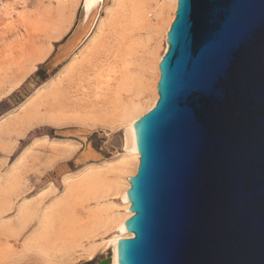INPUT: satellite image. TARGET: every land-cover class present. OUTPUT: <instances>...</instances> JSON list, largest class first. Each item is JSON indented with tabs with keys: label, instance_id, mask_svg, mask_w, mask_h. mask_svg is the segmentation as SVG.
<instances>
[{
	"label": "water",
	"instance_id": "water-1",
	"mask_svg": "<svg viewBox=\"0 0 264 264\" xmlns=\"http://www.w3.org/2000/svg\"><path fill=\"white\" fill-rule=\"evenodd\" d=\"M166 33L118 264H264V0H177Z\"/></svg>",
	"mask_w": 264,
	"mask_h": 264
},
{
	"label": "rangeland",
	"instance_id": "rangeland-1",
	"mask_svg": "<svg viewBox=\"0 0 264 264\" xmlns=\"http://www.w3.org/2000/svg\"><path fill=\"white\" fill-rule=\"evenodd\" d=\"M3 2L10 9L0 15V264H97L110 255L108 248L98 249L88 259L80 249L63 245L67 204L54 211L44 232L38 230L39 215L60 200L68 180L90 169L108 171V165L116 163L123 152L122 130L109 112L98 111L94 105L95 71L103 69L101 85L110 77L104 68L114 64L115 58L108 55L118 53L121 45L122 29L112 24L111 16L127 26V40L139 39L137 60H132L130 70L136 79L148 82L141 96H134V84L121 93L122 100L152 95L154 71L141 59L155 47L163 56L164 37L122 20L117 0H24L22 7L15 0ZM22 9L23 20L17 17ZM100 19L106 25L99 45L90 51L88 41ZM54 28L62 32L57 38L50 37L59 33ZM71 60L75 62L69 68ZM67 96L85 104L67 108ZM104 176L111 178L113 173ZM103 199L122 210L119 194ZM94 203L90 200L84 205L88 208ZM24 206L29 212L20 211ZM111 232L98 230L94 243L101 246Z\"/></svg>",
	"mask_w": 264,
	"mask_h": 264
},
{
	"label": "bare ground",
	"instance_id": "bare-ground-1",
	"mask_svg": "<svg viewBox=\"0 0 264 264\" xmlns=\"http://www.w3.org/2000/svg\"><path fill=\"white\" fill-rule=\"evenodd\" d=\"M15 1L22 7L24 0ZM6 3L7 2L4 3L0 0V15L9 13L8 10L10 9V5ZM76 3L77 1H75V4ZM116 5L122 20H127L128 23L133 24L134 27H146L150 29L155 36L156 34H162L164 37V46L162 50L163 53L166 52L168 46L166 42V32L174 18L177 0H120L119 2L117 0ZM106 11L109 13V8H107ZM17 17L22 20L25 19V10L22 9L18 11ZM111 17L112 24L116 28L119 27L120 30L122 29V34L120 35L121 45H119L118 53L112 54L111 52L110 55H108V57L113 56L115 58L113 61L114 64L111 67L104 68L105 71L109 73L110 77L108 76L106 79L102 80L103 82L101 85L98 84L102 78L103 69L98 68L95 71L93 77L96 80L94 86V93L96 95V97H94V105H98V111L104 113L109 112L112 121L116 122L118 125L117 127L122 130L121 148L123 152L116 163L108 165V171L113 173L111 178L104 176V173L108 171L104 172L90 169L80 177L68 180L64 184L60 200L58 199V201L52 202L40 212L38 230H42L43 232L48 230L54 211L63 204H67L69 216L66 227H64L65 230L62 237L63 245L68 246V244H71L75 251L80 249L88 259H91L98 249L108 248L110 250V260L108 264H118V241L121 238H131L133 236L132 233L126 231L123 224L132 215V212L127 210L130 206V202L127 201L126 191L129 187V177L135 174L139 162V154L132 151V124H134L140 116L153 108L158 99L156 85L159 78L158 64L162 54L158 55V50L155 47L143 53L141 59V62L144 61L143 65L146 66L147 69L154 71V76H152L151 80L152 95L144 100H136L133 98L127 101L122 100L123 98L120 97L121 93L130 90V86L134 84H136L137 88V92L134 96H141L144 89H148V82H146V80L144 82V80L136 79L135 76L131 74L130 70V66L134 64L132 60H137V50H135V48L137 47L139 39L137 38L138 40L135 39L134 41L127 40L124 33L127 26H125L121 20H115L113 15ZM153 21L155 22L153 23ZM105 25L106 23L103 19L98 21L96 30L88 41V47L92 48L90 51L94 50L99 45L98 43L100 40L98 37ZM49 27L50 26H48V28ZM49 29L51 30L52 27ZM54 30L59 29L54 28ZM58 32L59 33H53V35L51 34L52 36L50 37H59L62 32H60V30ZM40 58H42V56H40ZM73 62L75 61L71 60L67 67L70 68ZM69 96H67V102L64 105L67 108L76 109L85 104L77 99H70ZM51 117L57 116L52 115ZM116 194H119L121 198V204L119 206L122 207V210L118 209V207H114L111 202H103V198L107 196L115 198ZM90 200H93L95 203L92 207L87 208L84 203ZM104 203L106 205H104ZM77 205L80 207L79 209L76 208ZM20 211L23 213L29 212L27 206L22 207ZM98 230L104 233L112 230L107 238L102 239L104 243L101 246L94 243V238L99 234L97 233ZM38 237L39 234H37V237L34 239L37 240ZM45 247L46 250L49 249L48 244H45Z\"/></svg>",
	"mask_w": 264,
	"mask_h": 264
},
{
	"label": "built area",
	"instance_id": "built-area-1",
	"mask_svg": "<svg viewBox=\"0 0 264 264\" xmlns=\"http://www.w3.org/2000/svg\"><path fill=\"white\" fill-rule=\"evenodd\" d=\"M3 1V0H2Z\"/></svg>",
	"mask_w": 264,
	"mask_h": 264
}]
</instances>
